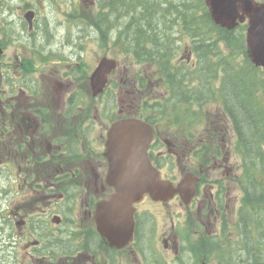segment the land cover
<instances>
[{"label":"flooded vegetation","instance_id":"af4514ba","mask_svg":"<svg viewBox=\"0 0 264 264\" xmlns=\"http://www.w3.org/2000/svg\"><path fill=\"white\" fill-rule=\"evenodd\" d=\"M14 1L8 0L9 13L29 32L22 33L19 40L29 42L40 35L44 41L39 33L41 6L59 0H21L12 9ZM134 3L130 0V5ZM28 12L34 13L32 31L25 18ZM6 52L0 82V145L6 153L4 165H0L4 170L0 191L5 197L0 264H11V260L12 264H234L229 261L231 254L245 238L244 180L250 181L247 177L243 180L241 173L244 175L250 164L238 154V134L223 110L216 111L223 122L221 129L212 124V129L203 130L199 125L192 131L179 129L166 120V114H133L135 106L129 95L145 88L151 93V104L147 97L143 99L149 108L166 105V74L161 91L160 84L144 83L138 70L132 69L122 82H132L133 89L125 90V99L117 98L120 108L114 116L108 109L112 97L107 101L106 94L116 83L117 70L110 75L105 92L93 97V71L82 64L83 57L47 61L44 56L57 55L60 50ZM127 118L152 125L148 152L164 180L177 185L187 174L198 180L196 194L188 202L181 195L167 202L144 196L135 205L133 240L116 246L100 234L96 209L115 193L107 183L104 153L108 132L114 123ZM238 191L241 203L231 215ZM15 201L27 203L29 209L20 210ZM229 217H238L235 245L221 235ZM194 223L200 226H190ZM16 231L18 243L12 240ZM194 239L200 240L196 250L191 247ZM249 243L250 239L246 245ZM244 249L241 245L240 250ZM244 261L238 264H246Z\"/></svg>","mask_w":264,"mask_h":264},{"label":"rangeland","instance_id":"374dc122","mask_svg":"<svg viewBox=\"0 0 264 264\" xmlns=\"http://www.w3.org/2000/svg\"><path fill=\"white\" fill-rule=\"evenodd\" d=\"M91 1L96 2L95 5L91 4ZM147 3L140 4L139 6L130 5V0H125L122 6H119V0H59L58 3H46L42 4L40 9V19L41 22L44 23V27L42 28V35L44 41L40 40L34 41L33 39L18 41L19 37L24 34H29L27 26L24 27L14 15H10L9 13V3L8 0H0V41L5 44V49H7L6 54L11 53L15 50H24V49H55L60 50L59 56L53 55V58L50 61L55 60H72L76 59L79 56L82 58V64L85 67L90 68L91 71L97 67L98 62L101 58L104 57V54L107 53L108 56H113L119 62V66L117 72L114 74L116 83L112 84V87L107 91L106 98L107 101L112 97L111 104H108V109H112L110 112L112 115L116 116L119 112L120 102L118 101V97L121 99H125V90L131 91L133 89L131 83L122 82L128 78V74L132 73V69L138 70V78L139 80L146 83L149 82L150 85H161V91L164 87V79H162L161 70L159 67L153 64L143 63L137 60L135 56V51L131 48V41L134 37L137 36L138 29H134L133 25L136 26L141 20L138 18H133L134 24L129 21L132 17V14L128 12L130 9L138 11L142 6L148 5L155 7L156 9L151 10V13L155 16L165 15L167 17L160 16L163 19V24L160 22L159 17L155 19V25L157 29H162L164 34V51L166 52V36L170 39L174 38L175 43L173 47V51L175 53L174 63L176 65V69L181 66L183 73L192 72L193 69L188 68L191 67L188 64L187 56L188 51H195V47L193 46L190 39L187 37V34L181 32L180 27L181 24H176L172 28L170 27L169 21L174 18L170 11L173 10V6L177 7H186L184 1L187 0H171L170 4H166L165 7H161V5H155V0H146ZM201 0H190L191 8H200ZM264 2V0H261ZM21 0H16L12 2L10 6L14 9V6L19 5ZM25 2V0H23ZM143 3V2H142ZM158 3V2H156ZM124 9V13L126 14V19L122 20V26L113 22L110 25L113 26L108 30V34L105 31V26L101 22H97V15H102V18H116L122 16V11ZM134 16V15H133ZM172 17V18H171ZM144 19L142 18V23ZM125 24H131L130 31L125 30ZM120 27V31H119ZM178 28V30H177ZM23 30V32H22ZM124 31V33H122ZM6 35H8L6 37ZM106 36V37H104ZM139 43V41H138ZM148 44L147 42H145ZM220 49L222 53L225 55L228 53L225 51L226 47L224 44H220ZM227 50V49H226ZM58 53V52H53ZM66 58V59H65ZM208 61V59L206 60ZM192 62H198V58L196 54L192 56ZM242 57H239L237 60L238 64H241ZM187 65V66H185ZM205 64H202L200 67H204ZM221 78V77H220ZM0 81L2 82V78L0 77ZM121 87H124L121 92ZM169 88V85L166 81V90ZM187 93V92H185ZM167 94V93H166ZM216 94L214 90H210V93L207 97H202L203 99H207V101L198 106H189L184 107L186 111L185 114L189 117L194 116L195 113L198 114H211L214 111H218L219 107H223L220 103V96L216 98ZM151 93L144 89L143 92L138 94H131L129 102H131L135 108L133 110V114H149L154 116H160V112L154 109L149 108V105L146 104L145 97L150 100ZM114 97V99H113ZM256 103L258 108L264 112V100L262 97L258 95L256 99ZM180 108V109H178ZM173 108L168 107L166 105V115L173 112V120L179 129L192 131L197 126L201 124V118L197 120H187L182 119L181 115H183L182 107ZM3 115V102L0 98V122ZM162 120V119H161ZM230 123V122H229ZM1 126V124H0ZM230 123V127H231ZM6 153H3L1 145H0V165H4V157ZM237 162L239 163L238 157L235 155ZM4 174V170L2 166H0V179H2ZM242 177V173H241ZM263 178L264 176L261 175ZM264 179V178H263ZM238 197L232 200L231 203V215H235L239 209L241 203L242 193L241 191L237 192ZM3 198L5 199L3 194H0V224L3 223L4 218L2 217V207H3ZM14 205L21 209H29L27 203L15 201ZM264 207V205H263ZM261 216L264 217V210L261 213ZM243 217H249L248 214L243 213ZM259 219V217H257ZM238 217H229L226 221V225L224 227V231H222L221 235L223 239H228L232 244L235 245V241L237 240V236L235 235L236 226H237ZM190 226H200L196 223ZM193 228H191V234H193ZM1 232V229H0ZM250 247L253 246L259 249L260 254H258L262 261L264 262V218L260 222L259 227L257 225H252L250 229ZM1 235H4L2 232ZM15 237V238H14ZM12 240L18 243V234L17 231ZM204 238V236H203ZM1 241V239H0ZM205 244V240H203ZM200 243L194 239L192 241L191 247L195 249L197 244ZM240 243V241H239ZM17 247V246H16ZM207 247V246H206ZM201 254V250H200ZM253 256V255H252ZM248 260L247 253L240 250L239 245L235 247L234 252L231 254L230 262L234 260V264H238L240 260ZM245 262V261H244ZM252 264V261H251ZM259 264V262H257Z\"/></svg>","mask_w":264,"mask_h":264},{"label":"trees","instance_id":"16d2710c","mask_svg":"<svg viewBox=\"0 0 264 264\" xmlns=\"http://www.w3.org/2000/svg\"><path fill=\"white\" fill-rule=\"evenodd\" d=\"M138 1L140 4H144L142 3L143 0ZM183 3L186 6L184 8L172 7L173 10L170 13L174 18L171 17L169 28L178 23L181 24V32L188 35L187 37L195 47L193 53L198 58L197 64L195 63L196 67L185 65L193 71L183 73L181 66L176 69L173 51L174 38L170 39L166 36V53H164L163 30L157 29L155 19L159 17L163 24V19L160 16H167H155L151 10L156 8L152 6L144 5L138 11H131V9L128 11L132 14L129 19L132 25L135 16L141 20L136 26L133 25L134 29L139 30L137 36L139 52L135 51V56L138 61L143 63L153 64L152 62H154L155 66L160 68L162 78H165L164 75L166 74V81L169 85L167 89L168 101H170L168 107H171V110H173L172 107H182V119L194 121L201 118L202 125L200 126L203 127V130L212 129V124L214 126L217 124L220 129L222 128L223 122L216 117L217 113L215 114V111L204 115L195 113L194 116L189 117L185 114L184 107L203 105L207 99H203L201 93L206 89L214 90L217 93L216 98L221 97L220 103L223 106V111L238 134L237 152L243 162L250 164L246 165L245 174H242L243 180L245 177L250 180L249 182L244 180L247 193L244 199V213L249 215L248 219L243 217L242 223L245 238H242L241 245L245 247L243 252H246L249 258L245 260V263L251 264L252 261V264H257V262L264 264L258 255L261 247H250L251 242L249 246L246 245V241L250 239L251 226L257 225L259 227L264 218L261 216L264 210V177H261V175L264 176V112L258 108L256 103L258 95L264 100L262 71L255 68L247 57L246 25H240L233 31L222 29L212 21L204 0L200 1V8H191L189 1ZM101 16H96L97 22L104 24L108 34V30L113 27L110 24L115 22V18L109 19ZM142 18L144 19L143 23ZM128 25L125 24V30L130 31L126 28ZM0 44L5 45L2 41ZM220 44L225 45L227 49L225 51L228 55L222 53ZM239 57H242L241 64L237 63ZM207 59L208 61H206ZM202 64L205 66L200 67ZM185 75L188 78H184ZM183 89H186L188 96L191 100L193 99L192 101L179 94ZM241 245L239 243V247Z\"/></svg>","mask_w":264,"mask_h":264},{"label":"water","instance_id":"95a60500","mask_svg":"<svg viewBox=\"0 0 264 264\" xmlns=\"http://www.w3.org/2000/svg\"><path fill=\"white\" fill-rule=\"evenodd\" d=\"M205 4L212 21L220 28L232 31L240 24H247V56L252 65L262 69L264 77V3L257 0H205ZM31 17L32 13L26 16L29 23ZM3 53L0 46V59ZM117 65V61L111 58L100 61L91 77L94 97L104 93L109 76ZM153 134L152 126L137 118L120 120L108 132L104 153L108 162L107 183L115 193L109 200L98 204L96 221L100 233L112 245L124 246L132 241L134 205L145 195L154 201H168L176 194L191 200L195 195L197 179L194 175L188 174L177 187L161 178L148 152Z\"/></svg>","mask_w":264,"mask_h":264},{"label":"bare ground","instance_id":"6f19581e","mask_svg":"<svg viewBox=\"0 0 264 264\" xmlns=\"http://www.w3.org/2000/svg\"><path fill=\"white\" fill-rule=\"evenodd\" d=\"M155 1L158 2V3L155 2V5L159 4V5H161V7H162V6L165 7L166 4H167L168 2L171 3V0H155ZM187 1L190 2V0H187ZM124 2H125V0H119V6H122V5L124 4ZM139 2H140V1L135 0V3H134L133 5L139 6V5H140ZM147 2H148V1L143 0V3H147ZM163 7H162V8H163ZM127 13H128V12H125V13H124V9H123V11H122V16H120V17H116V18H115V23H117L118 25H121V26H122V23H121V22H122L123 19H126V14H127ZM135 19H137L136 16H135ZM126 28H127L128 30H130V29H131V24H129ZM137 36H138V33H137ZM137 36L134 37V38L132 39V41H131V45H132L131 48H132L134 51L139 52V49H138V47H137V44H138ZM164 53H166V52L164 51ZM184 78H188V76L185 75ZM233 82H234V81H233ZM230 84H233V83H230ZM231 87H232V86H231ZM229 88H230V87H229ZM185 92H187L186 89H183L182 91L179 92V94H181V95L183 96V98H186V99L192 101L193 99L191 100V98L188 96V92H187V93H185ZM209 93H210V89L203 90L202 93H201V96H202V97H207V96L209 95ZM181 99H182V98H181ZM3 178H4V176L2 177V179H0L1 188H2V184H3ZM0 194H3V192L0 191ZM11 264H12V260H11Z\"/></svg>","mask_w":264,"mask_h":264}]
</instances>
